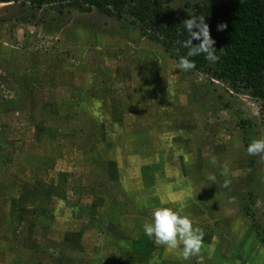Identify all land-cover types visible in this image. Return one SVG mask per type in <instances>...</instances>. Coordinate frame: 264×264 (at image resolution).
Listing matches in <instances>:
<instances>
[{"label":"rangeland","instance_id":"rangeland-1","mask_svg":"<svg viewBox=\"0 0 264 264\" xmlns=\"http://www.w3.org/2000/svg\"><path fill=\"white\" fill-rule=\"evenodd\" d=\"M221 1L168 5L184 21L196 4ZM175 62L128 17L0 4V264H197L145 235L142 225L160 206L182 209L203 230V264H264V159L247 154L264 138L261 102L203 73L174 70ZM36 75L31 89H19ZM241 120L250 126L240 128ZM152 129L159 138L140 139ZM160 158L165 173L146 187L142 168ZM107 162L117 163V182ZM63 172L67 201L51 206L49 227L29 230L37 218L30 212L15 231L23 244L11 241L13 197L28 185L49 188ZM251 196L261 236L245 211ZM78 205L82 217L71 209Z\"/></svg>","mask_w":264,"mask_h":264},{"label":"trees","instance_id":"trees-1","mask_svg":"<svg viewBox=\"0 0 264 264\" xmlns=\"http://www.w3.org/2000/svg\"><path fill=\"white\" fill-rule=\"evenodd\" d=\"M171 0H0V4L22 3L31 5L32 7L42 9L45 6H55L60 14L63 13L65 8L68 10H76L80 12H91L93 9L98 10L106 16H117L120 19L128 17L133 21V24L138 25L142 37L148 40L161 44L165 51L170 54L174 61H178L181 56H186L188 49L183 48L177 41L187 39V31L183 26V21L180 17L176 16L175 11L168 5ZM193 12L188 14L185 19L191 18V15L205 17V22L209 25L210 34L215 40L214 47L216 48V55L220 59L216 63H210L204 57V54L189 57L190 60L195 62V68L190 70V73H203L213 80L227 84L234 91L244 90L247 94L261 102V115L264 118V0H222L219 7H215L212 2L196 4ZM226 24L227 28L218 31V25ZM201 41L193 40V44L197 45ZM27 78L25 82L20 81L19 89L25 86L26 89H31V83H37L40 79ZM33 91V90H32ZM121 120H119L120 122ZM250 122L241 120L239 127L245 129L250 126ZM36 130H43L44 127L39 124L35 126ZM107 130H112L106 127ZM156 129L151 132L143 133L142 136L149 139L156 140L160 136L157 134ZM106 134V130L102 131ZM165 138V132L161 136ZM160 138V139H161ZM248 140V139H247ZM152 148L148 147L143 154L145 157H150ZM161 154L160 152H158ZM31 154L28 159L30 160ZM161 160V161H160ZM156 165H150L142 168L144 181L147 183L146 187L153 186L156 182V175L165 173L168 162L160 158ZM114 163V164H113ZM114 168L113 182L118 181L119 171L116 167V162L104 163V166ZM102 165V164H100ZM153 168H156L152 171ZM182 170L183 175L181 179L187 182L186 172ZM142 175V176H143ZM67 172L57 177V181L53 180L55 185L45 188L40 185H28L27 188L20 189V195L13 197L11 204V211L9 218H11V233L21 225H24V220L28 219V214L31 212L35 214L36 221L28 226L29 230L33 232L34 228L41 223V228L46 230L51 222H48L55 216L51 206H56L61 202H66V183ZM153 177V180H152ZM165 178V179H164ZM164 179L163 184L167 185L165 176L160 178ZM179 180V179H178ZM152 181V182H151ZM180 181V180H179ZM183 181V180H182ZM151 182V183H150ZM186 188V186H185ZM101 191V190H100ZM250 205L245 207V211L251 216L253 226L258 235H262L259 230V224L256 220V213L250 208L256 205L253 196L250 197ZM107 204V203H106ZM109 208L112 207L107 204ZM31 207V209H29ZM119 207V205H117ZM73 212L82 217L83 212L86 210L84 206L78 205L71 207ZM33 210V211H31ZM41 219V221H40ZM258 227V228H257ZM67 236L71 235L66 234ZM47 233H44V238H47ZM71 242L75 238L68 237ZM18 244H23V239L18 240L15 234L10 239ZM68 240V239H67ZM32 239L25 240L26 244L32 243ZM69 241V240H68ZM65 242H62V244ZM47 249L53 247L51 242H48ZM31 247V244H29ZM37 253L40 250L37 248ZM42 254V253H41ZM44 255V251H43ZM65 259V258H64ZM64 259L59 260L63 262ZM68 262V261H67ZM70 263V262H68Z\"/></svg>","mask_w":264,"mask_h":264},{"label":"clouds","instance_id":"clouds-1","mask_svg":"<svg viewBox=\"0 0 264 264\" xmlns=\"http://www.w3.org/2000/svg\"><path fill=\"white\" fill-rule=\"evenodd\" d=\"M14 4V3H13ZM183 26L187 31V39L177 41L183 48L188 49L186 56H181L174 64V70L188 72L195 68V62L189 57H195L204 54V57L210 63H216L220 57L216 55L215 40L210 34L209 25L205 22L203 15H191V18L183 21ZM226 24L218 25V31L225 30ZM193 40L201 41L194 45ZM163 75V73H162ZM247 154L250 156H259L264 159V138L253 139L247 146ZM214 166L218 161L215 156L210 160ZM229 174V166L225 162L222 166L221 175ZM207 179L213 183L216 181L215 174H209ZM230 185L229 180H225L223 187ZM166 201L161 200V205ZM183 210H174L170 207H156L151 212V221H145L142 225L144 233L158 246H164L167 250L180 249V255L183 260H189L192 257H198L197 264H203L201 250L205 233L203 230L194 226L193 221L188 215L182 214Z\"/></svg>","mask_w":264,"mask_h":264}]
</instances>
